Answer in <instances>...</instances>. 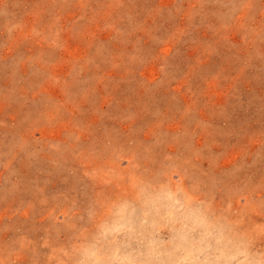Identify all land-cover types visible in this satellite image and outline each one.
Masks as SVG:
<instances>
[{"label":"rangeland","instance_id":"obj_1","mask_svg":"<svg viewBox=\"0 0 264 264\" xmlns=\"http://www.w3.org/2000/svg\"><path fill=\"white\" fill-rule=\"evenodd\" d=\"M146 182L264 251V0H0V264H76Z\"/></svg>","mask_w":264,"mask_h":264},{"label":"clouds","instance_id":"obj_2","mask_svg":"<svg viewBox=\"0 0 264 264\" xmlns=\"http://www.w3.org/2000/svg\"><path fill=\"white\" fill-rule=\"evenodd\" d=\"M149 212L148 224L128 219ZM112 215L114 222L80 248L76 264H264V251L206 200L167 182H146L137 203L122 200Z\"/></svg>","mask_w":264,"mask_h":264}]
</instances>
